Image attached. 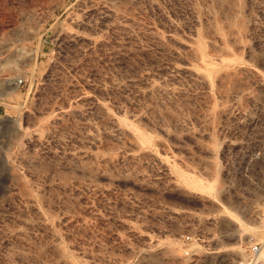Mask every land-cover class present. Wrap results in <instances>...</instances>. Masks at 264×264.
Instances as JSON below:
<instances>
[{
	"label": "rangeland",
	"instance_id": "1",
	"mask_svg": "<svg viewBox=\"0 0 264 264\" xmlns=\"http://www.w3.org/2000/svg\"><path fill=\"white\" fill-rule=\"evenodd\" d=\"M0 121V264H255L264 0H0Z\"/></svg>",
	"mask_w": 264,
	"mask_h": 264
},
{
	"label": "bare ground",
	"instance_id": "2",
	"mask_svg": "<svg viewBox=\"0 0 264 264\" xmlns=\"http://www.w3.org/2000/svg\"><path fill=\"white\" fill-rule=\"evenodd\" d=\"M196 57L200 60L201 57L200 55L197 53ZM2 96V95H1ZM3 122L0 121V124H2ZM119 126H121L119 123H118ZM194 184H196V182L194 181ZM203 185V184H202ZM200 185V186H202ZM207 188H212L210 185L207 186ZM176 252L175 250H173V253ZM255 264H264V249L262 250V252L258 255H256V262Z\"/></svg>",
	"mask_w": 264,
	"mask_h": 264
},
{
	"label": "built area",
	"instance_id": "3",
	"mask_svg": "<svg viewBox=\"0 0 264 264\" xmlns=\"http://www.w3.org/2000/svg\"><path fill=\"white\" fill-rule=\"evenodd\" d=\"M0 129H1V127H0ZM263 247L264 246H262V245H255V247H253L251 250L252 251L251 255L255 256L256 254H259L262 251Z\"/></svg>",
	"mask_w": 264,
	"mask_h": 264
}]
</instances>
